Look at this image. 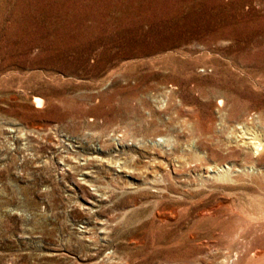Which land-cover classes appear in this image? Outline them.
Here are the masks:
<instances>
[{
	"label": "rangeland",
	"instance_id": "obj_1",
	"mask_svg": "<svg viewBox=\"0 0 264 264\" xmlns=\"http://www.w3.org/2000/svg\"><path fill=\"white\" fill-rule=\"evenodd\" d=\"M0 264H264V0H0Z\"/></svg>",
	"mask_w": 264,
	"mask_h": 264
},
{
	"label": "bare ground",
	"instance_id": "obj_2",
	"mask_svg": "<svg viewBox=\"0 0 264 264\" xmlns=\"http://www.w3.org/2000/svg\"><path fill=\"white\" fill-rule=\"evenodd\" d=\"M41 100L39 99V97L38 96H34V98H33V102H35V104H38V102H40ZM40 104V103H39ZM37 106V105H36ZM40 106V105H39ZM255 137V136H254ZM251 142H254V141H251ZM256 142V141H255ZM255 144H257V142L255 143ZM257 147V146H256Z\"/></svg>",
	"mask_w": 264,
	"mask_h": 264
}]
</instances>
